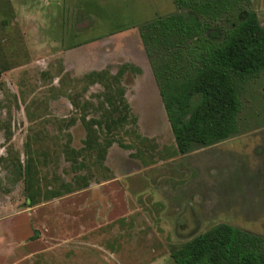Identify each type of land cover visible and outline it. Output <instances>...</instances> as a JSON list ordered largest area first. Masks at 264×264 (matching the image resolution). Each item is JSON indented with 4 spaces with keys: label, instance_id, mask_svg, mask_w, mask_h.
<instances>
[{
    "label": "rangeland",
    "instance_id": "obj_1",
    "mask_svg": "<svg viewBox=\"0 0 264 264\" xmlns=\"http://www.w3.org/2000/svg\"><path fill=\"white\" fill-rule=\"evenodd\" d=\"M249 3L264 26V0ZM174 12L187 13L172 0H0V264H174L216 224L264 236V75L240 97L237 134L178 154L137 36ZM118 71L135 130L115 128L127 147L99 157L104 129L91 125L88 148L81 120L109 110L100 84Z\"/></svg>",
    "mask_w": 264,
    "mask_h": 264
},
{
    "label": "trees",
    "instance_id": "obj_2",
    "mask_svg": "<svg viewBox=\"0 0 264 264\" xmlns=\"http://www.w3.org/2000/svg\"><path fill=\"white\" fill-rule=\"evenodd\" d=\"M174 12L141 24L137 36L157 90L176 152L208 147L238 133L237 115L245 87L264 75V26L249 0H172ZM224 27L219 18L230 21ZM134 68V67H133ZM135 69V68H134ZM121 71L100 84L102 72L87 74L100 84L109 110L98 120L82 119L85 144L92 148L91 125L103 128L102 157L113 143L123 145L114 129L131 126L135 117L124 100ZM99 150V151H98ZM48 192L47 198L56 196ZM31 198V196H30ZM174 264H264V236L216 224L175 249Z\"/></svg>",
    "mask_w": 264,
    "mask_h": 264
},
{
    "label": "crops",
    "instance_id": "obj_3",
    "mask_svg": "<svg viewBox=\"0 0 264 264\" xmlns=\"http://www.w3.org/2000/svg\"><path fill=\"white\" fill-rule=\"evenodd\" d=\"M228 139H229V138H228ZM224 141H225V140H224ZM224 141H221V142L215 143V144L210 145V146H208V147H197V148L193 149L191 152H198V151L207 150V148L215 147V146H217V144H220V143H222V142H224ZM191 152L184 154V157H186L187 155H190Z\"/></svg>",
    "mask_w": 264,
    "mask_h": 264
}]
</instances>
